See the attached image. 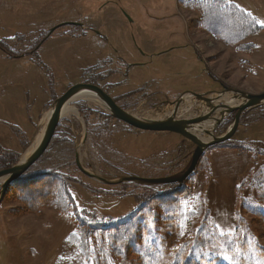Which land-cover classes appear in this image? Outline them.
Masks as SVG:
<instances>
[{"label": "rangeland", "instance_id": "rangeland-1", "mask_svg": "<svg viewBox=\"0 0 264 264\" xmlns=\"http://www.w3.org/2000/svg\"><path fill=\"white\" fill-rule=\"evenodd\" d=\"M212 1L0 0V172L23 159L51 105L77 85L114 96L127 111L144 112L142 119L170 112L188 93L215 106L221 100L215 95L237 101L239 92L264 93V0H220L241 10L251 25L239 40L213 32L220 27L203 14ZM66 23L82 26L59 27ZM188 99L200 113L209 109ZM70 107L78 116L69 111L63 117L43 156L0 204V264H141L142 257L126 242L113 243L105 230L120 229L148 200L159 213L134 221L159 264H264V106L245 111L233 137L210 147L184 183L170 185L130 178L182 174L193 142L167 129L126 125L86 100ZM182 109L178 119L199 118ZM28 115L32 126L21 137L17 127L25 131ZM235 115L214 128L215 137ZM195 127L205 139L203 121ZM77 156L90 175L78 168ZM55 172L71 193L67 211L49 197L58 188L51 181ZM41 174L48 176L34 183ZM26 188L32 190L23 194ZM176 189L187 194L183 229L167 228L172 214L159 207V196Z\"/></svg>", "mask_w": 264, "mask_h": 264}, {"label": "water", "instance_id": "water-1", "mask_svg": "<svg viewBox=\"0 0 264 264\" xmlns=\"http://www.w3.org/2000/svg\"><path fill=\"white\" fill-rule=\"evenodd\" d=\"M81 26V24L78 23H66L62 26ZM57 27V28H59ZM57 28L53 29L51 32H54ZM80 95H89L95 98L98 103L109 112V115L119 120L123 123H126L130 126H133L135 128H139L146 131H158V130H170L172 132H175L187 140L193 142L196 146V149L193 153L192 161L190 166L186 171H184L182 174L175 176V177H168V178H162V179H148V178H130V181H138L147 185H170V184H182L184 183L190 175L193 174L196 167L198 166L202 156L204 153L213 146H217L219 144H222L229 140L231 137H233L234 133L237 130L238 124L240 122V118L242 114L250 109H255L258 107L264 106V93L262 94H248L244 92L237 93V101H240V103L232 107L230 109H226V111H218V108L211 107L212 100L210 98H207L205 96L199 95V94H192L188 93L184 96H182L180 99H178L175 103H173V107L175 106L176 110L181 104L183 97H194L199 102L204 103L205 105L209 106V113L199 116L198 119H195L194 121H183L181 119H176L175 115L173 117H169L165 120L161 121H149L142 119L141 117H138L134 115L131 111H127L120 106H118L111 98L103 94L98 89L92 87V86H85V85H77L72 88H70L63 96L58 98L52 105L49 111L52 110V115L49 119V122L45 128L44 134L38 144V146L34 149V151L31 153L27 161L20 162L16 164L13 168H11L8 171L0 172V185H1V194H0V203L2 199L6 196L7 190L11 186V184L14 181L19 180L21 177H23L31 168L32 166L43 156L47 148L49 147L56 129L60 125L62 121V113L63 110L66 108L67 105L73 100V98L80 96ZM176 112V111H175ZM178 112V111H177ZM176 112V113H177ZM234 121L232 122L231 126L228 128V130L221 136L215 137L214 136V130L212 131L207 130L205 134L211 138L209 141H203L199 139L198 137H195L191 132L194 130L195 125H198L202 120L206 123H208V120L210 119V115H213L217 113L219 116L217 120V124L215 125V128L219 127L224 118L227 115H230L232 113H235ZM43 126V123L38 127L35 137L39 133ZM194 126V127H193ZM217 126V127H216ZM35 140V139H33ZM32 143V142H31ZM76 163L78 168L85 174L90 175L88 171H86L80 162L79 157L77 156Z\"/></svg>", "mask_w": 264, "mask_h": 264}, {"label": "trees", "instance_id": "trees-1", "mask_svg": "<svg viewBox=\"0 0 264 264\" xmlns=\"http://www.w3.org/2000/svg\"><path fill=\"white\" fill-rule=\"evenodd\" d=\"M203 14L204 16H208L209 19L207 18V22L210 23V21L214 19V21L211 22H214L216 26L220 27L219 28L220 30L213 31L216 34H221V35L230 34V38L239 40L241 37H244L251 30V25L246 20V16L242 13L241 10H239L236 6L232 4L223 3L220 0H213L212 2L209 3L207 8L205 7ZM219 15L223 17L222 19L224 20H220ZM215 16L217 17L218 20L215 19ZM226 20L230 22V25L227 27L223 25L224 21ZM231 28H232L231 31L232 33H230ZM46 176H48V174H41L36 178L37 181L35 180L33 182L34 183L40 182L42 178ZM24 179H25V175L17 181H21ZM54 180L58 182V188L55 189L54 191L49 190V197H51L54 205H56L60 210L67 211L68 207L72 206V197L70 196L71 193L69 192V189L65 188L64 183H62V181L59 179V175L56 172L51 177V181ZM31 190L32 189L26 188L24 189L25 193L23 192V194H28L29 192H31ZM186 196H187L186 193H182L180 190L177 189L165 195L159 196L161 197V199H163L160 200L162 201L160 204L162 206H159L160 210L163 207L168 211H170V213L168 214H172L170 221H164L167 228L172 229L173 226L176 225L180 227L179 221H181L180 213L182 211V207H181L182 200ZM160 201H158V203ZM154 207L156 206L151 204V200H148L147 204L142 205L140 209L134 212V214L130 217L129 222L120 224V229L112 227L110 228V230H105V235H107L108 232L111 233L113 243L115 244L120 243L124 245L126 242L125 248L127 250L131 249L135 255H137L140 258L142 257L140 261L141 264H147L149 260L152 262V264H159L157 261L156 249L153 248V250H150V249H146L143 246L144 243L143 237L140 238V236L138 235V233L139 232L141 233L143 229L139 226V222L134 221L137 220L139 217L148 218V217H153L155 213L158 214L159 210L158 209L156 210ZM147 218H145L146 221ZM129 223H134V224L130 225ZM148 225H149L148 223L143 225L144 230H146L145 229L146 227L149 228ZM126 236H128L129 238H127ZM139 247L141 248V250L138 249ZM183 264H200V263L195 262L194 259L193 260L191 259L187 263H183ZM216 264H217V260H216Z\"/></svg>", "mask_w": 264, "mask_h": 264}, {"label": "bare ground", "instance_id": "bare-ground-1", "mask_svg": "<svg viewBox=\"0 0 264 264\" xmlns=\"http://www.w3.org/2000/svg\"><path fill=\"white\" fill-rule=\"evenodd\" d=\"M82 26V25H81ZM76 27H79V26H76ZM58 29V28H57ZM56 29V30H57ZM55 30V31H56ZM54 31V32H55ZM52 33V32H51ZM229 94V93H228ZM188 98H190V97H188V96H186V97H183L182 98V101H181V104H180V106L178 107V109L176 110V108H175V106L174 107H172L171 109H170V112H164V114H161V111H162V109H160L159 111H157L154 115H152L151 117H149V118H147V119H145V120H149V121H161V120H165V119H167L168 118V116L171 114V117H173L174 116V114H176L175 115V118L176 119H178V118H181V117H183L184 116V109H182V108H184V107H188V108H190L192 111H194L195 113H196V115H198V116H200V115H205V114H208L209 113V111H210V109H207V110H205V112H199L198 111V109H197V107L191 102L192 100L191 99H188ZM214 99H216V100H220L219 101V103L215 106L214 105V102L212 103V105H211V107H214V108H218V111H226V109H228L230 106L228 105L230 102H232V104L233 105H231V106H233V107H235V106H237L239 103H240V101H236V100H233V99H231L227 94H224V95H222V96H218V95H215L214 97H213ZM79 100H86V101H88L89 103H94V104H97V105H100L99 103H98V101L95 99V98H93L92 96H89V95H80V96H77V97H75V98H73V100L69 103V105H67L66 106V108L63 110V113H62V118L63 117H66V116H68L70 113H69V111H73L75 114H76V116H78V112H77V110L75 109V108H72V107H70L73 103H75L76 101H79ZM191 100V101H190ZM215 100V101H216ZM222 100H225V102L224 101H222ZM202 103V102H201ZM202 104H204V103H202ZM205 105V104H204ZM101 106V105H100ZM201 106V105H200ZM229 106V107H228ZM102 107V106H101ZM179 108H181V109H179ZM200 108V107H199ZM207 108V107H206ZM167 109V108H166ZM168 110V109H167ZM177 113H176V112ZM134 115H136V116H138V117H141V118H145V117H147V115H144L145 113L144 112H132ZM51 115H52V110L51 111H48L47 113H46V115H45V119L43 120V126H42V128H41V130L39 131V133L37 134V136L35 137V140L33 141V143H32V145L30 146V148L28 149V151H27V153L25 154V156L23 157V159H22V162H25V161H27V159L29 158V156L31 155V153L34 151V149L38 146V144H39V142H40V140H41V138H42V136H43V134H44V131H45V128H46V126H47V124H48V122H49V119H50V117H51ZM192 116L193 117H195L193 114H192ZM219 118V117H218ZM218 118L217 119H214V120H216V122L213 124L212 123V121L211 120H209V122L207 123H205L203 120V124H204V127H205V132L207 131V130H210V131H212L214 128H215V125H216V123H217V120H218ZM191 120V119H190ZM123 123V122H122ZM124 124H126V123H124ZM126 125H128V124H126ZM194 127V126H193ZM195 128H199V127H195ZM195 137H198L199 139H201V140H203V141H209V140H211V138L210 137H208L207 135H206V138L205 139H203L202 138V135H204L203 134V130L201 129V130H192V132H191ZM34 166V165H33ZM4 199V198H3ZM3 199H2V201H3ZM1 201V202H2ZM1 204V203H0Z\"/></svg>", "mask_w": 264, "mask_h": 264}, {"label": "crops", "instance_id": "crops-1", "mask_svg": "<svg viewBox=\"0 0 264 264\" xmlns=\"http://www.w3.org/2000/svg\"><path fill=\"white\" fill-rule=\"evenodd\" d=\"M33 116L32 115H28L27 116V120H28V123H27V126H26V129H25V131H23L22 129H21V127H17V134L19 135V136H21V137H24V134H27L29 131H30V127L32 126V122H33ZM38 121H40V119L38 120ZM9 125V124H8ZM5 133H6V130H5ZM0 137H1V135H0ZM7 143H8V141H7Z\"/></svg>", "mask_w": 264, "mask_h": 264}, {"label": "flooded vegetation", "instance_id": "flooded-vegetation-1", "mask_svg": "<svg viewBox=\"0 0 264 264\" xmlns=\"http://www.w3.org/2000/svg\"><path fill=\"white\" fill-rule=\"evenodd\" d=\"M112 99L114 100V102H115L118 106H120L121 108L125 109L123 106H121V105L119 104V100H118L117 98H115V97L113 96Z\"/></svg>", "mask_w": 264, "mask_h": 264}, {"label": "snow or ice", "instance_id": "snow-or-ice-1", "mask_svg": "<svg viewBox=\"0 0 264 264\" xmlns=\"http://www.w3.org/2000/svg\"><path fill=\"white\" fill-rule=\"evenodd\" d=\"M251 15V14H249ZM180 227L183 229L185 227V224H181Z\"/></svg>", "mask_w": 264, "mask_h": 264}]
</instances>
